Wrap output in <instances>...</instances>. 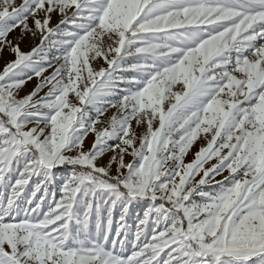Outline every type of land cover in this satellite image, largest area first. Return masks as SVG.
I'll return each instance as SVG.
<instances>
[{"label":"snow or ice","instance_id":"snow-or-ice-1","mask_svg":"<svg viewBox=\"0 0 264 264\" xmlns=\"http://www.w3.org/2000/svg\"><path fill=\"white\" fill-rule=\"evenodd\" d=\"M0 61V264H264V0H0Z\"/></svg>","mask_w":264,"mask_h":264},{"label":"rangeland","instance_id":"rangeland-1","mask_svg":"<svg viewBox=\"0 0 264 264\" xmlns=\"http://www.w3.org/2000/svg\"><path fill=\"white\" fill-rule=\"evenodd\" d=\"M17 2L19 3L20 0H17ZM18 32H19V30H17V32L12 33L10 35V38H13V37L17 36L18 35ZM38 42H39V39L38 38L36 40H34V41L31 40V39H28V40H26L25 42H23L21 44V47H22L23 50L28 51V50H30L31 46H34V44H36ZM7 58H13V57H11L9 55V56H7ZM2 68H3V61H0V70H2ZM34 83H35V80L29 82L28 85H27V88L28 89H31L34 86ZM90 142H91V137H89L86 140V147L88 146V144H90ZM127 159H130V157H126V160ZM217 179H220V177H217ZM140 211H141L140 208H133L131 210V219L129 220V224H131L135 220L136 214L139 213Z\"/></svg>","mask_w":264,"mask_h":264}]
</instances>
